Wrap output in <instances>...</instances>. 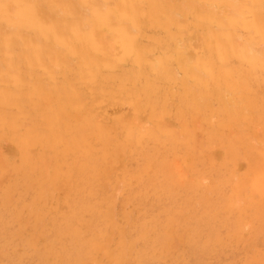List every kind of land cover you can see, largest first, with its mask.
<instances>
[{
	"label": "rangeland",
	"instance_id": "rangeland-1",
	"mask_svg": "<svg viewBox=\"0 0 264 264\" xmlns=\"http://www.w3.org/2000/svg\"><path fill=\"white\" fill-rule=\"evenodd\" d=\"M36 1L0 0V264H264V0Z\"/></svg>",
	"mask_w": 264,
	"mask_h": 264
},
{
	"label": "bare ground",
	"instance_id": "bare-ground-1",
	"mask_svg": "<svg viewBox=\"0 0 264 264\" xmlns=\"http://www.w3.org/2000/svg\"><path fill=\"white\" fill-rule=\"evenodd\" d=\"M13 1H14V0H13ZM34 1H36V0H34ZM85 1H86V0H85ZM92 1H93V0H92ZM107 1H108V0H107ZM107 1H105V3H106ZM176 1H177V0H176ZM179 1H180V0H179ZM188 1H189V0H188ZM199 1H200V0H199ZM202 1H203V0H202ZM4 2H5V1H4ZM4 2H3V3H4ZM9 2H11V1H8V3H9ZM29 2H30V0H29ZM36 2H37V1H36ZM36 2H35V3H36ZM114 2H115V1H114ZM161 2H162V1H161ZM173 2H174V1H173ZM180 2H182V1H180ZM196 2H197V1H196ZM13 3H14V2H13ZM21 3H22V2H21ZM21 3H20V4H21ZM70 3H71V2H70ZM105 3H104V4H105ZM109 3H110V2H109ZM123 3H124V2H123ZM159 3H160V2H159ZM183 3H185V2H183ZM191 3H192V2H191ZM1 4H2V3H1ZM5 4H6V3H5ZM10 4H11V3H10ZM25 4H26V3H25ZM29 4H30V3H29ZM38 4H39V3H38ZM52 4H53V3H52ZM85 4H86V3H85ZM114 4H115V3H114ZM146 4H147V3H146ZM148 4H149V3H148ZM194 4H195V3H194ZM17 5H18V4H17ZM53 5H54V4H53ZM55 5H56V4H55ZM61 5H62V2H61ZM88 5H89V4H88ZM157 5H158V3H157ZM197 5H198V4H197ZM197 5H196V6H197ZM4 6H5V5H4ZM29 6H30V5H29ZM33 6H34V5H33ZM33 6H32V7H33ZM43 6H44V5H43ZM43 6H42V7H43ZM69 6H70V5H69ZM81 6H82V5H81ZM85 6H87V5H85ZM106 6H108V5L106 4ZM140 6H142V5H140ZM163 6H164V5H163ZM180 6H181V5H180ZM182 6H183V4H182ZM1 7H2V6H1ZM14 7H15V6H14ZM16 7H18V6H16ZM25 7H26V9H27V6H25ZM30 7H31V6H30ZM46 7H47V6H46ZM67 7H68V6H66V8H67ZM101 7H103V6H101ZM121 7H122V6H121ZM125 7H126V6H125ZM175 7H176V6H175ZM183 7H184V6H183ZM189 7H190V6H189ZM191 7H193V6H191ZM9 8H10V6H9ZM20 8H21V7H20ZM60 8H61V7H60ZM92 8H93V7H92ZM161 8H162V7H161ZM194 8H195V7H194ZM202 8H203V7H202ZM0 9H1V8H0ZM7 9H8V8H7ZM28 9H29V7H28ZM45 9H46V8H45ZM70 9H71V8H70ZM74 9H75V8H74ZM110 9H113V8H110ZM162 9H163V8H162ZM182 9L184 10V8H182ZM13 10H14V9H13ZM46 10H48V9H46ZM56 10H57V9H56ZM129 10H130V9H129ZM166 10H167V9H166ZM186 10H187V9H186ZM188 10H189V9H188ZM193 10H194V9H193ZM4 11H5V10H4ZM6 11H7V10H6ZM48 11H49V10H48ZM117 11H118V9H117ZM132 11H133V10H132ZM197 11H198V10H197ZM24 12H25V11H24ZM63 12H64V10H63ZM89 12H90V11H89ZM109 12H110V11H109ZM134 12H136V11H134ZM134 12H133V13H134ZM159 12H160V11H159ZM168 12H169V11H168ZM183 12H184V11H183ZM260 12H261V11H260ZM43 13H44V12H43ZM111 13H112V12H111ZM116 13L118 14V12H116ZM172 13H173V12H172ZM190 13H191V12H189V15H190ZM201 13H202V12H201ZM203 13H204V12H203ZM214 13H215V12H214ZM229 13H230V12H229ZM255 13H256V12H255ZM25 14H26V13H25ZM46 14H48V13H46ZM66 14H67V13H66ZM137 14H138V13H137ZM181 14H182V13H181ZM198 14H200V12H198ZM198 14H197V15H198ZM204 14H205V13H204ZM263 14H264V13H263ZM263 14H262V15H263ZM69 15H70V14H69ZM76 15H77V14H76ZM96 15H97V14H96ZM114 15H115V14H114ZM133 15H134V14H133ZM135 15H136V14H135ZM173 15H176V14H173ZM193 15H194V14H193ZM257 15H258V14H257ZM27 16H29V15H27ZM32 16H33V15H32ZM36 16H37V15H36ZM38 16H39V15H38ZM67 16H68V15H67ZM115 16H116V15H115ZM129 16H130V14H129ZM180 16H181V15H180ZM195 16H196V15H195ZM255 16H256V15H255ZM20 17H21V16H20ZM24 17H26V16H24ZM71 17H72V16H71ZM82 17H83V16H82ZM94 17H95V16H94ZM159 17H160V16H159ZM159 17H158V18H159ZM184 17H185V16H184ZM199 17H200V16H199ZM209 17H210V16H209ZM211 17H212V16H211ZM257 17H258V16H257ZM16 18H17V17H16ZM33 18H34V17H33ZM33 18H32V19H33ZM40 18H41V17H40ZM87 18H88V17H87ZM98 18H99V17H98ZM98 18L96 17V19H98ZM103 18H104V17H103ZM115 18H116V17H115ZM135 18H137V17H135ZM154 18H156V17H154ZM172 18H173V17H172ZM193 18H194V17H193ZM212 18H214V17H212ZM222 18H223V17H222ZM241 18H242V17H241ZM241 18H240V19H241ZM263 18H264V15H263ZM263 18H261V19H263ZM8 19H9V18H7V20H8ZM36 19H38V18H36ZM48 19H49V18H48ZM48 19H46V20L48 21ZM79 19H80V18H79ZM120 19H121V18H120ZM156 19H157V18H156ZM162 19H163V18H162ZM173 19H174V18H173ZM208 19H209V18H208ZM248 19H249V18H248ZM248 19H247V20H248ZM15 20H16V19H15ZM22 20H23V19H22ZM24 20H25V19H24ZM89 20H90V18H89ZM98 20L100 21V20H102V19H98ZM112 20H113V19H112ZM123 20H124V19H123ZM123 20H121V21H123ZM130 20H131V19H130ZM158 20H159V19H158ZM168 20H169V19H168ZM199 20H200V19H199ZM202 20H203V19H202ZM245 20H246V19H245ZM39 21H40V20H39ZM102 21H104V19H103ZM105 21H106V20H105ZM105 21H104V22H105ZM108 21H109V20H108ZM134 21H135V20H134ZM137 21H138V20H137ZM140 21H141V20H140ZM173 21H174V20H173ZM194 21H195V20H194ZM229 21H230V20H229ZM251 21H252V20H251ZM24 22H27V21H24ZM34 22H35V21H34ZM84 22H85V21H84ZM106 22H107V21H106ZM135 22H136V21H135ZM141 22H143V21H141ZM176 22H177V21H176ZM185 22H186V21H185ZM209 22H210V21H209ZM231 22H232V21H231ZM233 22H234V21H233ZM233 22H232V23H233ZM253 22H254V20H253ZM2 23H3V22H2ZM31 23H32V22H31ZM42 23H43V20H42ZM45 23H46V21H45ZM82 23H83V22H82ZM91 23H92V21H91ZM109 23H110V22H109ZM118 23H119V22H118ZM126 23H127V22H126ZM161 23H162V22H161ZM250 23H251V22H250ZM14 24H15V22H14ZM22 24H23V23H22ZM48 24H49V23H48ZM88 24H89V23H88ZM128 24H129V23H128ZM163 24H164V23H163ZM170 24H172V23H170ZM179 24H180V23H179ZM195 24H196V23H195ZM33 25H34V24H33ZM33 25H32V26H33ZM36 25H37V24H36ZM86 25H87V23H86ZM91 25H92V24H91ZM105 25H106V23H105ZM109 25H110V24H109ZM112 25H113V24H112ZM133 25H134V24H133ZM135 25H136V23H135ZM138 25H139V24H138ZM152 25H153V24H152ZM166 25H167V24H166ZM221 25H223V24H221ZM234 25H235V23H234ZM240 25H241V24H240ZM15 26L18 27L19 25H16V24H15ZM27 26H30V25H27ZM50 26H51V25H50ZM99 26H100V25H99ZM106 26H107V25H106ZM115 26H116V25H115ZM124 26H125V25H124ZM127 26H128V25H127ZM129 26H130V25H129ZM129 26H128V27H129ZM139 26H140V25H139ZM146 26H147V25H146ZM167 26H169V25H167ZM197 26H198V24H197ZM212 26H213V25H212ZM230 26H231V25H230ZM235 26H236V25H235ZM237 26H238V25H237ZM252 26H253V25H252ZM19 27H21V26H19ZM19 27H18V28H19ZM36 27H37V26H36ZM46 27H47V26H46ZM46 27H45V29H47ZM94 27H95V26H94ZM149 27H150V24H149ZM156 27H157V26H156ZM156 27H155V28H156ZM159 27H160V26H159ZM164 27H166V26H164ZM170 27H171V26H170ZM170 27H169V28H170ZM175 27H176V26H175ZM175 27H174V28H175ZM191 27L194 28L195 26H194V27L191 26ZM240 27H241V26H240ZM254 27H255V25H254ZM54 28H55V27H54ZM89 28H90V27H89ZM89 28H88V29H89ZM99 28H101V27H99ZM112 28H113V26H112ZM116 28H117V27H116ZM119 28H120V27H119ZM132 28H134V27H132ZM140 28H143V27H140ZM192 28H191V29H192ZM196 28H197V27H196ZM212 28H213V27H212ZM220 28H221V27H220ZM222 28H223V27H222ZM225 28H226V27H225ZM251 28H252V27H251ZM251 28H250V29H251ZM19 29H21V28H19ZM22 29H23V28H22ZM28 29H29V28H28ZM32 29H34V28H32ZM32 29H31V30H32ZM76 29H77V28H76ZM95 29H97V27H96ZM101 29H102V28H101ZM104 29H106V28L104 27ZM108 29H109V28H108ZM114 29H115V28H114ZM117 29H118V28H117ZM145 29H146V28H143V30H145ZM149 29H150V28H149ZM157 29H158V28H157ZM162 29H164V28H162ZM167 29H168V27H167ZM167 29H166V31H167ZM177 29H178V28H177ZM186 29H188V28H186ZM203 29H204V28H203ZM226 29H228V27H227ZM233 29H234V28H233ZM235 29H236V28H235ZM246 29H247V27H246ZM15 30H16V29H15ZM55 30H56V29H55ZM59 30H60V29H59ZM89 30H90V29H89ZM92 30H93V28H92ZM92 30H91V31H92ZM98 30H100V29H98ZM115 30H116V29H115ZM131 30H132V29H131ZM137 30H139V29H137ZM140 30H142V29H140ZM153 30H154V29H153ZM172 30H173V29H172ZM180 30H181V29H180ZM205 30H206V28H205ZM211 30H213V29H211ZM214 30H215V29H214ZM23 31H24V30H23ZM43 31H45V30H43ZM47 31H48V30H47ZM47 31H45V32H47ZM57 31H58V30H57ZM70 31H71V30H70ZM119 31H120V30H119ZM161 31H162V30H161ZM170 31H171V28H170ZM178 31H179V30H178ZM182 31H183V29H182ZM192 31H193V30H192ZM199 31H200V30H199ZM250 31H251V30H250ZM101 32H102V30H101ZM101 32H100V33H101ZM140 32H141V31H140ZM143 32H144V31H143ZM201 32H202V31H201ZM201 32H200V33H201ZM235 32H236V31H235ZM258 32H259V31H258ZM263 32H264V31H263ZM34 33H35V32H34ZM40 33H41V32H40ZM42 33H43V32H42ZM53 33H54V32H53ZM81 33H82V32H81ZM86 33L89 34L88 32H86ZM91 33H92V32H91ZM91 33H90V34H91ZM113 33H114V32H113ZM138 33H139V32H138ZM148 33H149V32H148ZM151 33H152V32H151ZM157 33H158V32H157ZM172 33H173V32H172ZM172 33L170 32V34H172ZM181 33H182V32H181ZM190 33H191V32H190ZM195 33H196V31H195ZM211 33H213V31H212ZM216 33H217V31H216ZM221 33H223V31H222ZM232 33H233V32H232ZM48 34H49V33H48ZM82 34H83V33H82ZM125 34H126V33H125ZM133 34H134V33H133ZM135 34H136V33H135ZM153 34H154V33H153ZM161 34H162V33H161ZM161 34H160V35H161ZM164 34H165V33H164ZM173 34H174V33H173ZM175 34H176V32H175ZM208 34H209V33H208ZM218 34H219V33H218ZM218 34H217V36H218ZM236 34H237V33H236ZM253 34H255V33H252V35H253ZM257 34H258V33H257ZM28 35H29V34H28ZM41 35H42V34H41ZM114 35H116V34H114ZM128 35H129V34H128ZM144 35H145V34H144ZM148 35H149V34H148ZM176 35H178V33H177ZM196 35H197V34H196ZM223 35H224V34H223ZM36 36H37V35H36ZM79 36H80V35H79ZM91 36H92V35H91ZM103 36H104V35H103ZM103 36H102V37H103ZM118 36H119V34H118ZM141 36H142V35H141ZM149 36H150V35H149ZM168 36H170V35L168 34ZM168 36H167V37H168ZM171 36L173 37V35H171ZM204 36H205V35H204ZM254 36H255V35H253L252 37H254ZM42 37H43V36H42ZM48 37H49V36H48ZM53 37H54V36H53ZM53 37H52V38H53ZM56 37H57V36H56ZM99 37H100V36H99ZM124 37L126 38V36H124ZM153 37H154V36H153ZM153 37H152V39H153ZM161 37H162V36H161ZM172 37H170L169 39L171 40ZM214 37H216V34H215ZM221 37H222V35H221ZM233 37H234V36H233ZM39 38H40V37H39ZM44 38H45V37H44ZM59 38H60V37H59ZM106 38H108V35H106ZM127 38H128V37H127ZM129 38H130V37H129ZM134 38H136V37H134ZM145 38H146V37H145ZM150 38H151V37H150ZM155 38H157V37H155ZM164 38H166V37H164ZM217 38H218V39H221V38H219V36H218ZM231 38H232V37H231ZM235 38H236V37H235ZM49 39H50V38H49ZM67 39H69V38H67ZM90 39H92V38H90ZM99 39H100V38H99ZM101 39H102V38H101ZM130 39H131V38H130ZM140 39H141V38H140ZM166 39H167V38H166ZM185 39H186V38H185ZM189 39H190V38H189ZM208 39H209V38H208ZM218 39H216V40H218ZM252 39H253V38H252ZM257 39H258V38H257ZM55 40H56V38H55ZM76 40H77V39H76ZM85 40H86V39H85ZM106 40H107V39H106ZM124 40H125V39H124ZM143 40H145V39H143ZM148 40H149V39H148ZM160 40H161V39H160ZM170 40H168V41H170ZM203 40H204V39H203ZM232 40H233V39H232ZM53 41H54V40H53ZM82 41H83V40H82ZM87 41H88V40H86V42H87ZM96 41H97V40H96ZM125 41H126V40H125ZM133 41H134V40H133ZM133 41H131V42H133ZM168 41H167V42H168ZM173 41H174V40H173ZM186 41H187V40H186ZM198 41H199V40H198ZM227 41H228V40H227ZM59 42H61V41H59ZM89 42H90V41H89ZM92 42L94 43V40H93ZM129 42H130V41H129ZM134 42H135V41H134ZM149 42H150V41H149ZM231 42H232V41H231ZM75 43H76V42H75ZM96 43H97V42H96ZM98 43H99V42H98ZM101 43H102V42H101ZM124 43H125V42H124ZM169 43H170V42H169ZM204 43H205V41H204ZM233 43H234V42H233ZM73 44H74V43H73ZM91 44H92V43H91ZM91 44H90V45H91ZM94 44H95V43H94ZM94 44H92V45H94ZM127 44H129V43H127ZM134 44H135V43H134ZM134 44H133V45H134ZM144 44H145V43H144ZM214 44H215V42H214ZM214 44H213V45H214ZM218 44H219V43H218ZM221 44H222V43H221ZM221 44H220V45H221ZM224 44H225V43H223L222 45H224ZM97 45H98V44H97ZM129 45H131V43H130ZM129 45H128V46H129ZM145 45H146V44H145ZM222 45H221V46H222ZM225 45H226V44H225ZM66 46H67V45H66ZM71 46H72V45H71ZM121 46H122V44H121ZM123 46H126V45L124 44ZM128 46H127V47H128ZM155 46H156V44H155ZM155 46H154V47H155ZM170 46H171V45H170ZM170 46H169V47H170ZM187 46H188V45H187ZM217 46H218V45H217ZM74 47H75V46H74ZM92 47H93V46H92ZM108 47H109V46H108ZM135 47H138V46H135ZM175 47H176V46H175ZM184 47H185V46H184ZM206 47H207V46H206ZM229 47H230V46H229ZM66 48H67V47H66ZM89 48H90V47H89ZM123 48H124V47H123ZM138 48H140V46H139ZM163 48H165V47H163ZM202 48H203V47H202ZM223 48H224V47H223ZM226 48H227V47H226ZM67 49H68V48H67ZM106 49H107V48H106ZM125 49H126V48H125ZM144 49H145V47H144ZM154 49H155V48H154ZM161 49H162V48H161ZM167 49H168V48H167ZM167 49H166V50H167ZM185 49H186V48H185ZM215 49H216V48H215ZM219 49H220V46H219ZM219 49H216V50H219ZM234 49H235V47H234ZM236 49H237V47H236ZM69 50H70V48H69ZM73 50H74V49H73ZM79 50H80V49H79ZM86 50H87V49H86ZM93 50H94V49H93ZM99 50H100V49H99ZM122 50H123V49H122ZM164 50H165V49H164ZM220 50H221V49H220ZM225 50H226V49H224V51H225ZM230 50H231V49H230ZM71 51H72V49H71ZM75 51H76V50H75ZM124 51H125V50H123V52H124ZM133 51H134V50H133ZM136 51H137V50H136ZM136 51H135V52H136ZM153 51H154V50H153ZM167 51H169V50H167ZM167 51H165V52H167ZM174 51H175V50H174ZM228 51H229V48H228ZM231 51H232V50H231ZM241 51H242V50H241ZM129 52H130V51H129ZM138 52H140V51H138ZM141 52H142V51H141ZM141 52H140V53H141ZM144 52H145V51H144ZM187 52H188V51H187ZM207 52H208V51H207ZM218 52H219V51H217V53H218ZM68 53H69V52H68ZM71 53H72V52H71ZM73 53H74V51H73ZM76 53H77V52H76ZM79 53H80V52H79ZM131 53H132V48H131V52H130V54H131ZM180 53H181V52H180ZM204 53H205V52H204ZM227 53H228V52H227ZM236 53H238V52H235V54H236ZM239 53H240V52H239ZM241 53H242V52H241ZM69 54H70V53H69ZM157 54H158V55H161L162 53H161V54L157 53ZM168 54H169V53H168ZM208 54H209V52H208ZM230 54H231V53H230ZM242 54H243V53H242ZM242 54H241V55H242ZM247 54H248V53H247ZM88 55H89V54H88ZM90 55H92V54H90ZM134 55H135V54H134ZM142 55H143V54H142ZM155 55H156V54H155ZM183 55H184V54H183ZM196 55H197V54H196ZM209 55H210V54H209ZM218 55H219V53H218ZM233 55H234V53H233ZM238 55H239V54H238ZM238 55H237V56H238ZM27 56H28V55H27ZM29 56H30V55H29ZM77 56H78V55H77ZM86 56H87V55H86ZM86 56H85V57H86ZM175 56H176V55H175ZM202 56H203V55H202ZM207 56H208V55H207ZM249 56H250V55H249ZM254 56H255V55H254ZM91 57H92V56H91ZM131 57H132V56H131ZM133 57H134V56H133ZM133 57H132V58H133ZM186 57H187V56H186ZM203 57H204V56H203ZM211 57H213V56H211ZM223 57H225L224 53H223ZM231 57H232V56H231ZM233 57H234V56H233ZM75 58H77V57H75ZM142 58H143V57H142ZM157 58H158V57H157ZM161 58H162V57H161ZM169 58L171 59V58H172V55H171V57L169 56ZM175 58H176V57H175ZM196 58H197V57H196ZM198 58H199V57H198ZM242 58H243V57H242ZM242 58H241V59H242ZM140 59H141V58H140ZM145 59H146V58H145ZM176 59H177V58H176ZM183 59H184V58H183ZM186 59L188 60V58H186ZM186 59H185V60H186ZM211 59H212V58H211ZM211 59H210V60H211ZM213 59H214V58H213ZM213 59H212V60H213ZM228 59H230L229 56H228ZM231 59H232V58H231ZM244 59H245V57H244ZM247 59H248V58H247ZM142 60H143V59H142ZM158 60H159V58H158ZM171 60H172V59H171ZM201 60H202V59H201ZM239 60H240V59H239ZM245 60H246V59H245ZM91 61H92V60H91ZM160 61H161V60H160ZM164 61H165V59H164ZM202 61L206 62L205 59L202 60ZM220 61H221V60H220ZM229 61H230V60H229ZM229 61H228V62H229ZM248 61H249V60H248ZM253 61H254V60H253ZM253 61H251V62H253ZM140 62H141V61H140ZM167 62H168V61H167ZM172 62H173V61H172ZM187 62H188V61H187ZM195 62L198 63V60L195 61ZM204 62L202 63L203 65H204ZM224 62H225V61H224ZM224 62H223V64H224ZM249 62H250V61H249ZM92 63H93V61H92ZM138 63H139V62H138ZM142 63H143V61H142ZM142 63H141V64H142ZM145 63H146V62H145ZM154 63H155V62H154ZM161 63H163V61H161ZM169 63H171V62H169ZM189 63H190V61H189ZM192 63H193V62H192ZM200 63H201V62H200ZM208 63H210V62H208ZM244 63H245V62H244ZM247 63H248V62H247ZM247 63H246V64H247ZM139 64H140V63H139ZM214 64H215V63H214ZM227 64H228V63H227ZM249 64H250V63H249ZM251 64H252V63H251ZM89 65H90V64H89ZM99 65H100V64H99ZM149 65H150V63H149ZM158 65H159V64H158ZM181 65H182V64H181ZM181 65H180V66H181ZM191 65H192V64H191ZM199 65H200V64H199ZM203 65H202L201 67H203ZM218 65H219V64H218ZM218 65H217V66H218ZM229 65H231V64H229ZM93 66H94V65H93ZM138 66H139V65H138ZM159 66H160V65H159ZM163 66H164V65H163ZM166 66H167V65H166ZM173 66H174V65H173ZM185 66H186V65H185ZM188 66H189V64H188ZM206 66H207V63H206ZM210 66H211V65H210ZM219 66H220V65H219ZM232 66H233V65H232ZM232 66H231V68H232ZM250 66H251V65H250ZM94 67H95V66H94ZM97 67H99V66H97ZM103 67H105V66H103ZM170 67H171V66H170ZM176 67H177V66H176ZM223 67H224V66H223ZM245 67H246V66H245ZM91 68H92V67H91ZM101 68H102V67H101ZM160 68H161V67H160ZM160 68H159V69H160ZM204 68H205V66H204ZM204 68H203V69H204ZM209 68H210V67H209ZM219 68H220V67H219ZM219 68H218V70H220ZM231 68H230V69H231ZM98 69H99V68H98ZM145 69H147V68H145ZM190 69H191V68H190ZM190 69H189V70H190ZM198 69H199V68H198ZM207 69H208V68H207ZM230 69H229L228 71H230ZM232 69H233V68H232ZM89 70H90V69H89ZM95 70H96V69H95ZM100 70H101V69H100ZM140 70H141V69H140ZM147 70L149 71V68H148ZM147 70H146V72L148 73ZM151 70H152V69H151ZM157 70H158V69H157ZM170 70H171V69H170ZM170 70H169V71H170ZM191 70H192V69H191ZM213 70H214V69H213ZM234 70H235V68H234ZM244 70H245V68H244ZM244 70H243V71H244ZM247 70H248V68H247ZM98 71H99V70H98ZM143 71H144V70H143ZM165 71H166V70H165ZM222 71H223V70H222ZM95 72H96V71H95ZM149 72H150V71H149ZM154 72H155V71H154ZM160 72H162V71H160ZM163 72H164V70H163ZM196 72H197V71H196ZM206 72H207V71H206ZM217 72H218V71H217ZM224 72H225V71H224ZM173 73H174V72H173ZM179 73H180V72H179ZM221 73H222V72H221ZM143 74H144V72H143ZM148 74H149V73H148ZM159 74H160V73H159ZM168 74H169V73H168ZM171 74H172V73H171ZM218 74H219V73H218ZM223 74H225V73H223ZM227 74H229V73L227 72ZM244 74H245V72H244ZM261 74H262V73H261ZM261 74H260V76H261ZM263 74H264V73H263ZM141 75H142V74H141ZM141 75H140V76H141ZM145 75H146V73H145ZM145 75H144V76H145ZM163 75H165V74H163ZM174 75H175V74H174ZM177 75H178V74H177ZM187 75H188V74H187ZM258 75H259V74H258ZM165 76H166V75H165ZM185 76H186V75H185ZM205 76H206V75H205ZM207 76H208V75H207ZM211 76H212V75H211ZM225 76H227V75H225ZM236 76H237V75H235V77H236ZM241 76H242V75H241ZM152 77H154V76H152ZM158 77H159V75H158ZM163 77H164V76H163ZM200 77H201V76H200ZM229 77H230V76H229ZM245 77H246V76H245ZM261 77L263 78L264 76H261ZM141 78H142V77H141ZM145 78H146V77H145ZM156 78H157V77H156ZM156 78H155V79H156ZM165 78H166V77H165ZM187 78H188V77H187ZM207 78H208V77H207ZM207 78H205V81H206ZM216 78H217V77H216ZM238 78H239V77H238ZM258 78H260V77L258 76ZM258 78H257V79H258ZM139 79H140V78H139ZM148 79H149V78H148ZM155 79H153V80H155ZM163 79H164V78H163ZM181 79H182V78H181ZM194 79H195V78H194ZM198 79H199V78H198ZM217 79H218V78H217ZM254 79H255V78H254ZM142 80H143V79H142ZM157 80H158V79H157ZM161 80H162V79H161ZM169 80H170V79H169ZM178 80H179V79H178ZM220 80H221V79H220ZM233 80H234V78H233ZM239 80H240V79H239ZM251 80H253V79H251ZM263 80H264V79H262V81H263ZM140 81H141V80H140ZM145 81H146V80H145ZM145 81H143V82L145 83ZM147 81H148V80H147ZM150 81H151V80H150ZM167 81H168V80H167ZM170 81H171V80H170ZM186 81H187V80H186ZM205 81H204L203 83H205ZM231 81H232V80H231ZM244 81H245V80H244ZM253 81H254V80H253ZM255 81L257 82L258 80H255ZM260 81H261V80H260ZM156 82H158V81H156ZM176 82H178V81H176ZM187 82H188V81H187ZM195 82H196V81H195ZM198 82H199V81H198ZM207 82H208V80L206 81V83H207ZM210 82H212V81H209V83H210ZM249 82H250V81H249ZM256 82H255V83H256ZM148 83H149V81H148ZM165 83H166V82H165ZM191 83H192V82H191ZM206 83H205V84H206ZM226 83H227V82H226ZM235 83H236V81H235ZM238 83H239V82H238ZM245 83H246V82H245ZM160 84H162V83H159V85H160ZM188 84H189V83H188ZM207 84H208V83H207ZM229 84H230V83H229ZM229 84H227V85H229ZM233 84H234V82H233ZM233 84H232V86H233ZM240 84H242V83L240 82ZM243 84H244V83H243ZM247 84H248V83H246V85H247ZM249 84H250V83H249ZM262 84H263V83H262ZM262 84H260V86H261ZM176 85H177V84H176ZM185 85H186V84H185ZM185 85H184V86H185ZM189 85H190V84H189ZM196 85H198V84H196ZM212 85H213V84H212ZM217 85H218V84H217ZM244 85H245V84H244ZM250 85H251V84H250ZM255 85H256V84H255ZM147 86H148V85H147ZM156 86H157V85H156ZM161 86H162V85H161ZM164 86H165V85H163V87H164ZM194 86H195V85H194ZM214 86H216V85L214 84ZM221 86H222V85H221ZM148 87H149V86H148ZM148 87H146V88H147L148 91H149V88H148ZM152 87H154V85H153ZM187 87H188V86H187ZM189 87H190V86H189ZM195 87H196V86H195ZM200 87H203V86H200ZM205 87L207 88L208 85H207V86L205 85ZM205 87H204V88H205ZM237 87H238V89H239V88L241 89L242 85H241V87H240L239 85H238ZM237 87H236V88H237ZM256 87H257V85H256ZM256 87H254V88H256ZM263 87H264V86H263ZM142 88H143V87H142ZM157 88H158V86H157ZM164 88H165V87H164ZM184 88H185V87H184ZM246 88H247V86H246ZM249 88H250V87H249ZM257 88H258V87H257ZM62 89H64V88H62ZM151 89L154 90L153 88H151ZM185 89H186V88H185ZM185 89H183V90H185ZM199 89H200V88H199ZM208 89H210V88H208ZM208 89H207V90H208ZM215 89H216V88H214V90H215ZM250 89H251V88H250ZM250 89H249V90H250ZM183 90H182V91H183ZM186 90H187V89H186ZM204 90H205V89H204ZM242 90H243V89H242ZM244 90H247V89H244ZM254 90H255V89H254ZM259 90H260V89L258 88V91H257V92H259ZM64 91H65V90H64ZM64 91L62 92V95H63V93H65ZM150 91H151V90H150ZM154 91H157V90H154ZM163 91H164V90H163ZM208 91H209V90H208ZM252 91H253V90H252ZM263 91H264V90H263ZM143 92H144V91H143ZM161 92H162V91H161ZM187 92H188V91H187ZM214 92H215V91H213L212 94H213ZM216 92H217V91H216ZM242 92H245V91H242ZM242 92H241V93H242ZM247 92H248V91H247ZM257 92H256V93H257ZM153 93H154V92H153ZM157 93H158V94H156V95H158V97H159V92H157ZM190 93H191V92H190ZM193 93H194V92H193ZM193 93H192V94H193ZM260 93H261V92H260ZM141 94H142V93H141ZM143 94H144V93H143ZM150 94H151V93H150ZM154 94H155V93H154ZM154 94H153V95H154ZM183 94H184V93H183ZM249 94H250V93H249ZM261 94H263V92H262ZM64 95H65V94H64ZM139 95H140V94H139ZM163 95H164V92H163ZM194 95H195V94H194ZM204 95L206 96L205 93H204ZM213 95H216V94H213ZM245 95H246V94H245ZM257 95H258V94H257ZM65 96H66V95H65ZM146 96H147V94H146ZM161 96H162V95H161ZM197 96H198V95H196V97H197ZM258 96H259V95H258ZM3 97H4V96H3ZM148 97H149V95H148L146 98H148ZM152 97H153V96H152ZM152 97H151V99H152ZM190 97H191V96H190ZM206 97H207V96H206ZM210 97H212V96L210 95ZM227 97H228V96H227ZM247 97H248V96H247ZM65 98H66V97H65ZM65 98L63 97V99H65ZM67 98H68V97H67ZM142 98H144V97H142ZM146 98H144V99L147 100ZM156 98H157V97H156ZM164 98H165V97L162 96L161 100H163ZM178 98H179V96H178ZM217 98H218V97H217ZM221 98H222V97H221ZM249 98H250V97H249ZM249 98H248V99H249ZM255 98H256V97H255ZM257 98H258V97H257ZM5 99H6V98H5ZM149 99H150V97H149ZM190 99H191V98H190ZM197 99H198V98H197ZM245 99H247V98H244V100H245ZM248 99H247V100H248ZM251 99H252V98H251ZM251 99H250V101H251ZM261 99H262V96H261ZM261 99H260V101H261ZM152 100H153V99H152ZM154 100H155V99H154ZM161 100H160V101H161ZM185 100H186V99H185ZM203 100H204V99H203ZM239 100H240V99H239ZM247 100H246V101H247ZM258 100H259V99H258ZM147 101H148V100H147ZM179 101H180V100H179ZM192 101H193V100H192ZM197 101H198V100H197ZM199 101H200V100H199ZM204 101H205V100H204ZM248 101H249V100H248ZM248 101H247V102H248ZM252 101H253V99H252ZM262 101H263V99H262ZM262 101H261V102H262ZM145 102H146V101H145ZM153 102H154V101H153ZM155 102H156V101H155ZM162 102H163V101H162ZM193 102L195 103V101H193ZM242 102H243V101H242ZM257 102H258V101H257ZM261 102H260V103H261ZM194 103H193V104H194ZM203 103H204V102H203ZM221 103H222V102H221ZM224 103H225V101H224ZM224 103H222V104H224ZM248 103H249V102H248ZM159 104H162V103H159ZM190 104H191V103H190ZM190 104H189V105H190ZM198 104H199V103H198ZM229 104H230V103H229ZM238 104H239V103H238ZM250 104H251V103H250ZM258 104H259V103L256 104V107H259ZM226 105H227V103H226ZM239 105H240V104H239ZM259 105H260V104H259ZM150 106H151V105H150ZM153 106H154V105H153ZM195 106H196V105H195ZM218 106H220V105L218 104ZM228 106H229V105H228ZM253 106H255V102L253 103ZM261 106H262V105H261ZM148 107H149V106H148ZM203 107H204V106H203ZM160 108H161V107H160ZM198 108L200 109V105H199ZM249 108L252 109L251 107H249ZM261 108H263V107H261ZM64 109H65V108H64ZM158 109H159V107H158ZM207 109H208V108H207ZM62 110H63V109H62ZM253 110H254V109H253ZM259 110H260V109H259ZM259 110H258V111H259ZM63 111H64V110H63ZM148 111H149V110H148ZM197 111H198V110H197ZM204 111H206V110H204ZM250 111H252V110H250ZM64 112H65V111H64ZM149 112H150V111H149ZM152 112H153V111H152ZM155 112H156V111H155ZM158 112H159V111H158ZM158 112H157V113H158ZM190 112H191V110H190ZM190 112H189V113H190ZM193 112H194V111H193ZM193 112H192V113H193ZM200 112H202V111H200ZM260 112L262 113L261 110H260ZM66 113H67V112H66ZM220 113H221V112H220ZM59 114H60V113H59ZM61 114H62V113H61ZM61 114H60V115H61ZM154 114H156V113H154ZM226 114H227V113H226ZM228 114H229V113H228ZM228 114H227V115H228ZM258 114H259V113H258ZM157 115H158V114H157ZM261 115L263 116V114H261ZM60 117H62V115H61ZM153 117H155V116L153 115ZM254 117H255V116H254ZM61 119H63V118H61ZM61 119H60V120H61ZM153 119H154V118H153ZM262 119H263V117H262ZM47 120H48V118H47ZM63 120H65V119H63ZM66 120L68 121L67 118H66ZM66 120H65V122H67ZM49 121H50V120H49ZM51 121H52V120H51ZM58 121H59V120H58ZM61 121H62V120H61ZM61 121H59V122H61ZM69 121H70V120H69ZM152 121L154 122V120H152ZM53 122H54V121H53ZM83 122H86V121H83ZM89 122H90V121H89ZM54 123H55V122H54ZM54 123H52V124H54ZM86 123H87V122H86ZM92 123H93V122H92ZM57 124H58V123H57ZM63 124L65 125V123H63ZM63 124H62V125H63ZM66 124H67V123H66ZM46 125H48V124L46 123ZM59 125H61V124H59ZM68 125H69V122H68ZM79 125H80V124H79ZM82 125H83V124H82ZM52 126H54V125H52ZM52 126H51V127H52ZM66 126H67V125H66ZM66 126H65V128H63V129H66V128L69 127V126H68V127H66ZM87 126H89V125H87ZM46 127H47V126H46ZM55 127H56V126H55ZM59 127H60V126H59ZM59 127H58V128H59ZM63 127H64V126H63ZM75 127L77 128V125H75ZM129 127H130V126H129ZM52 128H53V127H52ZM52 128H51V129H52ZM102 128H103V127H102ZM51 129H49V130H51ZM59 129H60V128H59ZM61 129H62V128H61ZM73 129H75V128H73ZM92 129H94V128H92ZM96 129H97V128H96ZM67 130L70 131L71 129H70V130L67 129ZM81 130H82V129H81ZM51 131H52V130H51ZM51 131H50V132H51ZM57 131H58V130H57ZM64 131H65V130H64ZM68 131H66V132H68ZM75 131H76V129H75ZM75 131H73V133H75ZM112 131H113V130H112ZM127 131H128V130H127ZM66 132H65V133H66ZM71 132H72V131H71ZM71 132H70V133H71ZM78 132H79L78 135H80L83 131H82L81 133H80V131H78ZM147 132H148V131H147ZM52 133H53V132H52ZM59 133H60V132H59ZM83 133H84V132H83ZM107 133H108V132H107ZM60 134H61V133H60ZM66 134H67V133H66ZM68 134H69V132H68ZM76 134H77V133H76ZM147 134H148V133H147ZM74 135H75V134H74ZM78 135H76V136H78ZM81 135H82V134H81ZM81 135H80V136H81ZM142 135H143V134H142ZM52 136H53V135H52ZM69 136H71V135H69ZM86 136H87V135H86ZM89 136H91V135H89ZM143 136H144V135H143ZM143 136H141V137H143ZM72 137H74V136L72 135ZM82 137H83V136H81V138H82ZM84 137H85V135H84ZM145 137H146V136H145ZM47 138L49 139L50 136L47 137ZM61 138H62V137H61ZM61 138H60V139H61ZM74 138H75V137H74ZM77 138H78V137H77ZM77 138H76V139H77ZM50 139H51V138H50ZM50 139H49V140H50ZM57 139H59V137H58ZM57 139H56L55 141H57ZM70 139H71V138H70ZM72 139H73V138H72ZM83 139H84V138H83ZM78 140H79V138H78ZM84 140H85V139H84ZM84 140H82V141H83V142H82L83 145H84V143H85ZM86 140H87V138H86ZM88 140H89V139H88ZM88 140H87V141H88ZM139 140H140V139H139ZM145 140H146V139H145ZM52 141H53V140H52ZM87 141H86V142H87ZM143 141H144V140H143ZM47 142H48V140H47ZM53 142H54V141H53ZM69 142H70V141H69ZM72 142L75 143V141H72ZM72 142H70V143H72ZM137 142H139V141H137ZM60 143H61V142H60ZM141 143H142V141H141ZM52 144L55 145V143H52ZM72 144H73V143H72ZM77 144H78V143H77ZM79 144H80V142H79ZM63 145H64V144H63ZM75 145H76V144H75ZM81 145H82V144H81ZM83 145H82V146H83ZM137 145H138V144H137ZM141 145H142V144H141ZM71 146H72V145H71ZM71 146H70V147H71ZM79 146H80V145H79ZM139 146H140V145H139ZM74 147H76V146L73 145L72 148L75 149ZM83 147H84V146H83ZM137 147H138V146H137ZM140 147H141V146H140ZM72 148H71V149H72ZM79 148H81V147H79ZM229 148H230V147H229ZM59 149H60V148H59ZM150 149H151V148H150ZM150 149H148L147 151H149ZM152 149H153V148H152ZM75 150L77 151V148H76ZM78 150H80V149H78ZM83 150H85V148H83ZM231 150H232V149H231ZM71 151H72V150H71ZM76 151H75V152H76ZM81 151H82V150H81ZM81 151H80V152H81ZM89 151H90V150H89ZM89 151H87V152L90 153ZM135 151H137V150L135 149ZM141 151H142V150H141ZM152 151H154V150H152ZM152 151H149V154H150V152H152ZM73 152H74V151H73ZM73 152H72V153H73ZM85 152H86V151H85ZM133 152H134V151H133ZM142 152H143V151H142ZM76 153H78V152H76ZM88 153H87V154H88ZM92 153H93V152H92ZM137 153H140V152H139V147H138V152H137ZM146 153H147V152H146ZM146 153H145V154H146ZM68 154H69V152H68ZM78 154H79V153H78ZM82 154H83V153H82ZM82 154H80V155H82ZM97 154H98V153H97ZM97 154H96V155H97ZM145 154H144V157H146V155H147V154H146V155H145ZM149 154H148V156H149ZM84 155H85V154H84ZM94 155H95V152H94ZM129 155H130V154H129ZM129 155H128V156H129ZM135 155H136V153H135ZM150 155H151V154H150ZM73 156H74V155H73ZM100 156H101V155H100ZM103 156H104V155H103ZM138 156H139V155H138ZM141 156H143V155H141ZM192 156H193V155H192ZM84 157H85V156H84ZM132 157H134V156H132ZM144 157H143V158H144ZM195 157H196V156H195ZM60 158H61V157H60ZM66 158H67V157H66ZM66 158H64V159L66 160ZM68 158H70V157H68ZM79 158H80V157H79ZM89 158H90V157H89ZM93 158H94V156H93ZM95 158H96V156H95ZM190 158H191V157H190ZM193 158H194V157H193ZM100 159H101V158H100ZM72 160H73V159H72ZM81 160H83V159H81ZM89 160H90V159H89ZM93 160H94V159H93ZM137 160H138V158H137ZM137 160H136V161H137ZM190 160H191V159H190ZM60 161H61V160H60ZM63 161H64V160H63ZM66 161H67V160H66ZM77 161H78V160H77ZM86 161H87V160H86ZM94 161H95V160H94ZM142 161H143V160H142ZM75 162H76V160H75ZM78 162H79V161H78ZM102 162H103V161H102ZM129 162H131V159H130ZM129 162H128V163H129ZM138 162H139V161H138ZM188 162H190V161H188ZM196 162H197V161H196ZM198 162H200V161H198ZM84 163H85V162H84ZM98 163H99V162H98ZM131 163H132V162H131ZM70 164H72V163H70ZM82 164H83V163H82ZM82 164H81V165H82ZM87 164H89V163H87ZM58 165H59V164H58ZM77 165H78V164H77ZM85 165H86V164H85ZM85 165H84V166H85ZM135 165H136V164H135ZM142 165H144V164H142ZM142 165H141V166H142ZM193 165L195 166V163H194ZM72 166H73V165H72ZM74 166H75V165H74ZM129 166H130V164H129ZM129 166H128V167H129ZM138 166H139V164H138ZM197 166H198V165H197ZM252 166H253V165H252ZM252 166H251V167H252ZM102 167H103V166H102ZM200 167H201V166H200ZM82 168H83V167H82ZM88 168H89V167H88ZM92 168H93V167H92ZM125 168H126V167H125ZM131 168H132V167H131ZM135 168H137V167L135 166ZM135 168H134V169H135ZM253 168H254V167H252V169H253ZM73 169H74V168H73ZM73 169L71 168V171H72ZM78 169H79V168H78ZM86 169H87V168H86ZM90 169H91V168H90ZM90 169H89V170H90ZM139 169H140V168H139ZM201 169H202V167H201ZM82 170H83V169H82ZM87 170H88V169H87ZM100 170H101V169H100ZM126 170H127V169H126ZM199 170H200V169H199ZM76 171H78V170H76ZM83 171H84V170H83ZM133 171H135V170H133ZM133 171H132V172H133ZM138 171H139V170H138ZM79 172H80V170H79ZM127 172H128V171H127ZM136 172H137V171H136ZM130 173H131V171H130ZM72 174H73V173H72ZM76 174H77V173H76ZM76 174H75V176L77 177ZM86 174H87V173H86ZM88 174H89V173H88ZM94 174H95V173H94ZM96 174H97V173H96ZM132 174H133V173H132ZM135 174H136V173H135ZM73 175H74V174H73ZM80 175H81V174H80ZM82 176H83V175H82ZM85 176H86V175H85ZM78 177H79V176H78ZM78 177H77L76 179H79ZM83 177H84V176H83ZM90 178H91V177H90ZM185 178H186V177H185ZM74 179H75V178H74ZM76 179H75V180H76ZM86 179H87V177H86ZM182 180H183V179H182ZM70 181H71V180H70ZM85 181H86V180H85ZM88 181H89V180H88ZM91 181H92V180H91ZM91 181H90V182H91ZM140 181H141V180H139V182H140ZM150 182H151V181H150ZM76 183H77V182H76ZM81 183H82V181H81ZM92 183H93V182H92ZM144 183H145V181H144ZM147 183H148V182H147ZM88 184H89V183H88ZM136 184H137V183H136ZM139 184H140V186L142 185V183H139ZM139 184H138V185H139ZM151 184H153V183H151ZM151 184H149V186H150ZM183 184H184V183H183ZM192 184H193V185H192ZM194 184H195V183H191V184L188 183V185H192L193 187H194ZM79 185H80V184H79ZM79 185H78V186H79ZM81 185H84V184H81ZM81 185H80V186H81ZM86 185H87V184H86ZM86 185H85V186H86ZM89 185H90V184H89ZM89 185H88V187H90ZM177 185H178V184H177ZM185 185H186V183H185ZM72 186H73V185H72ZM72 186H71V188H72ZM78 186H77V187H78ZM85 186H83V187H85ZM140 186H138V187H140ZM165 186H166V185H165ZM167 186H168V184H167ZM186 186H187V185H186ZM186 186H185L184 188H187ZM195 186H196V185H195ZM141 187H142V186H141ZM145 187L148 189L147 184H146V186H144V189H145ZM151 187H153V185H152ZM162 187H163V185L161 186V189L163 190ZM176 187H177V186H176ZM188 187H190V186H188ZM193 187H192V188H193ZM196 187H199V186H196ZM73 188H74V187H73ZM73 188H72V189H73ZM91 188H92V187H91ZM91 188H90V189H91ZM142 188H143V187H142ZM156 188H158V190H161L159 187H156ZM156 188H155V189H156ZM169 188H170V187H169ZM169 188H168V189H169ZM178 188H179V187H178ZM190 188H191V187H190ZM192 188H191V190H192ZM77 189H78V188H77ZM77 189H76V190H77ZM79 189H80V188H79ZM133 189H134V188H133ZM138 189H139V188H138ZM140 189H141V188H140ZM200 189H201V188H200ZM204 189H206V188H204ZM207 189H208V188H207ZM82 190H83V189H82ZM150 190H151V189H150ZM162 190H161V191H162ZM180 190L182 191V188H181ZM186 190H187V189H186ZM188 190H189V188H188ZM195 190H196V189H195ZM208 190H209V189H208ZM208 190H207V191H208ZM134 191H135V190H134ZM134 191H133V192H134ZM136 191H137V190H136ZM148 191H149V190H148ZM184 191H185V190H184ZM193 191H194V190H193ZM202 191H203V190H202ZM138 192H139V191H138ZM204 192H205V191H204ZM74 193H75V192H74ZM80 193H81V191H80ZM80 193H79V194H80ZM130 193H132V192H131V189H130ZM142 193L144 194V192H142ZM148 193H149V192H148ZM185 193H186V192H185ZM208 193H209V192H208ZM75 194H76V193H75ZM183 194H184V193H183ZM195 194H197V193H195ZM203 194H204V193H203ZM216 194L218 195V193H216ZM130 195H131V194H130ZM139 195H140V194H139ZM139 195H138V196H139ZM151 195H152V194H151ZM168 195H169V194H168ZM188 195H189V194H188ZM197 195H198V194H197ZM200 195H201V194H200ZM77 196H78V195H77ZM141 196H142V194H141ZM193 196H194V194H193ZM208 196H209V194H208ZM69 197H70V196H69ZM72 197H73V195H72ZM74 197H75V195H74ZM74 197H73V198H74ZM79 197H80V196H79ZM131 197H132V196H131ZM165 197H166V196H165ZM185 197H190V196H187V195H186ZM191 197H192V196H191ZM203 197H204V196H203ZM215 197H216V196H215ZM157 198H158V197H157ZM159 198H160V196H159ZM213 198H214V196H213ZM166 199H167V197H166ZM170 199H171V198H170ZM185 199H186V198H185ZM193 199H195V198H193ZM198 199H199V198H198ZM198 199H197V200H198ZM208 199H209V197H208ZM219 199H220V198H219ZM219 199H218V200H219ZM155 200H156V199H155ZM200 200H201V199H200ZM210 200H211V199H210ZM203 201H204V199H203ZM212 201H213V200H212ZM219 201H220V200H219ZM219 201H218V202H219ZM176 202H178V201H176ZM180 202H181V200H180ZM205 202H206V201H205ZM209 202H210V201H209ZM203 203H204V202H203ZM210 203H211V202H210ZM215 204L218 205V203H216V199H215V202H214L213 205H215ZM169 205H170V204H169ZM174 205H175V204H174ZM174 205H173L172 207H174ZM200 205H201V204H200ZM203 205H204V204H203ZM207 205H208V204H207ZM210 205H211V204H210ZM170 206H171V205H170ZM150 207H152V206H150ZM202 207L204 208V206H202ZM156 208H159V207L157 206ZM156 208H155L154 210H156ZM219 208H220V207H219ZM167 209H168V208H167ZM205 209H206V208H205ZM193 210H194V209H193ZM207 210L210 211V209H207ZM197 211H198V209H197ZM201 211H202V209H201ZM203 211H204V210H203ZM205 211H206V210H205ZM158 212H159V211H158ZM162 212H163V211H162ZM149 213H150V212H149ZM151 213H152V212H151ZM172 213H173V211H172ZM200 213H202V212H200ZM208 213H209V212H208ZM208 213H207V214H208ZM147 214H148V213H147ZM147 214H146V215H147ZM163 214H164V213H163ZM192 214H194V213L192 212ZM192 214H191V215H192ZM195 214H196V213H195ZM151 215H152V214H151ZM198 215H199V214H198ZM202 215H203V214H202ZM165 216H166V215H165ZM149 217H150V216H149ZM152 217H154V216H152ZM193 217H194V216H193ZM196 217H197V216H196ZM200 217H201V215H200ZM206 217H207V216H206ZM194 218H195V217H194ZM202 219H203V217H202ZM147 220L151 221L149 218H148ZM195 220H197V219H195ZM199 220H200V219H199ZM200 221H201V220H200ZM191 222H192V221H191ZM204 222H205V221H204ZM206 222H208V221H206ZM147 223H148V221H147ZM194 223H195V222H194ZM143 224H145V223H143ZM204 225H205V224H204ZM147 226H148V225H147ZM194 227H195V225H194ZM207 227H209V226H207ZM145 228H146V227H145ZM199 228H200V227H199ZM157 229H158V228H157ZM194 229H195V228H194ZM213 229H214V228H213ZM196 230H197V228H196ZM201 230H202V229H201ZM201 230H200V231H201ZM211 230H212V229H211ZM214 230H215V229H214ZM155 232H156V231H155ZM160 232H161V231H160ZM160 232H158V233H160ZM200 233L203 235L202 232H200ZM207 233H208V232H207ZM162 234H163V232H162ZM213 234H214V233H213ZM213 234H212V235H213ZM159 235H160V234H159ZM197 235H198V234H197ZM155 236H156V235H155ZM164 236H165V235H164ZM207 236H208V235H207ZM209 236H211V235H209ZM190 237H192V235H191ZM199 237H200V236H199ZM156 238H157V236H156ZM162 238H163V237H162ZM164 238H165V237H164ZM164 238H163V239H164ZM188 238H189V237H188ZM193 238H194V236H193ZM197 238H198V237H197ZM214 238H216V237H214ZM214 238H213V239H214ZM186 239H187V238H186ZM194 239H195V238H194ZM194 239H193V240H194ZM198 239H199V238H198ZM198 239H197V240H198ZM201 239H202V238H201ZM204 239H206V237H205ZM211 239H212V238H211ZM155 240L157 241V239H154V241H155ZM150 241H151V240H150ZM203 241H204V240H203ZM203 241H202V242H203ZM151 242H152V241H151ZM157 242H158V241H157ZM188 242H189V241H188ZM199 242H200V241H199ZM205 242H206V240H205ZM146 243H147V242H146ZM190 243H191V242H190ZM190 243H189V244H190ZM192 243H193V242H192ZM150 244H151V243H150ZM154 244H155V242L153 243V246H154ZM159 244H160V243H159ZM159 244H157V245H159ZM186 244H187V243H186ZM191 245H192V244H191ZM195 245H196V244H195ZM195 245H194V246H195ZM197 245H198V243H197ZM229 245H230V244H229ZM231 245H232V244H231ZM231 245H230V246H231ZM145 246H146V245H145ZM150 246H151V245H150ZM183 246H184V245H183ZM155 247H157V246L155 245ZM155 247L152 248V249H155ZM159 247H161V246H159ZM184 247H185V246H184ZM188 247H189V246H188ZM201 247H202V246H201ZM206 247H207V246H206ZM225 248H226V247H225ZM149 249H150V248H149ZM152 249H151V250H152ZM184 249H185V248H184ZM223 249H224V248H223ZM226 249H227V248H226ZM229 249H230V248H229ZM144 250H145V249H144ZM147 250H148V248H147ZM157 250H158V249H157ZM157 250H156V251H157ZM185 250H186V249H185ZM187 250H189V249H187ZM154 251H155V250H154ZM221 251H222V250H221ZM149 252H150V251H149ZM152 252H153V251H152ZM155 253H156V252H155ZM224 254H226V252H225ZM152 255H153V254H152ZM148 256H149V255H148ZM150 256H151V255H150ZM138 258H139V257H138ZM202 258H203V257H202ZM140 260H141V259H140ZM192 261H193V260H192Z\"/></svg>",
	"mask_w": 264,
	"mask_h": 264
}]
</instances>
